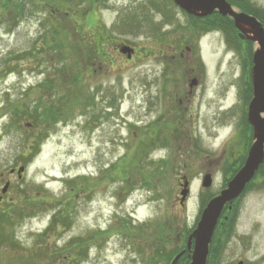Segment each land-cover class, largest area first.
I'll list each match as a JSON object with an SVG mask.
<instances>
[{
  "label": "rangeland",
  "instance_id": "obj_1",
  "mask_svg": "<svg viewBox=\"0 0 264 264\" xmlns=\"http://www.w3.org/2000/svg\"><path fill=\"white\" fill-rule=\"evenodd\" d=\"M22 2L17 19L0 2V264H169L252 143L256 44L221 17L189 35L193 22L168 0ZM236 3L264 23V0ZM92 27L104 55L79 36ZM195 62L202 80L190 86ZM34 108L37 124L22 115ZM262 174L223 210L233 226L217 229L212 264H264Z\"/></svg>",
  "mask_w": 264,
  "mask_h": 264
},
{
  "label": "water",
  "instance_id": "obj_2",
  "mask_svg": "<svg viewBox=\"0 0 264 264\" xmlns=\"http://www.w3.org/2000/svg\"><path fill=\"white\" fill-rule=\"evenodd\" d=\"M173 2L180 9L198 17L206 16L214 10L223 16L231 17L234 26L238 29V36L256 44L250 69L252 97L247 105V121L253 129V142L248 148L243 165L228 180L226 187L208 200L200 213L196 227L189 234L187 240V248L190 251L188 264H206L209 243L225 204L240 195L264 160V27L255 16L234 9L227 0H173ZM120 51L130 57L132 49L128 45H122ZM23 169V166L17 169L18 176ZM13 171L14 169L10 170V172ZM211 182V175L206 173L201 181L202 186L208 187ZM8 186L9 182L7 181L1 191L5 192ZM187 193L188 181L185 179L180 191V202H183ZM192 240L193 247L191 248ZM182 252L177 253L170 264H176ZM238 264H242V261H239Z\"/></svg>",
  "mask_w": 264,
  "mask_h": 264
},
{
  "label": "trees",
  "instance_id": "obj_3",
  "mask_svg": "<svg viewBox=\"0 0 264 264\" xmlns=\"http://www.w3.org/2000/svg\"><path fill=\"white\" fill-rule=\"evenodd\" d=\"M228 1H230V3H232L233 4V0H228ZM0 2H4L5 3V6H6V8L7 9H12V10H14L15 11V15L13 16V17H15L16 19L18 18V15H22V14H24V3L22 2V0H0ZM21 2H22V4H21ZM236 2V1H235ZM234 2V3H235ZM3 3V4H4ZM2 4V5H3ZM237 5H238V7L241 9V10H244V11H248V12H251L250 11V9H249V7L246 5V4H243V3H241V4H239V3H236ZM254 14V13H253ZM224 16H221V18H223ZM228 18V17H227ZM219 20V19H218ZM228 20L230 21V26H233L232 25V20L230 19V18H228ZM16 21H14L13 20V24L15 23ZM217 21L216 20H212V22L210 23L211 24V26L213 25V23H216ZM219 25L221 26V28L223 29V30H225L227 33L229 32V30H230V28H229V25H228V23L226 22V21H221L220 20V22H219ZM208 27V26H207ZM97 42H99V43H97ZM250 42V41H249ZM102 42L100 41V40H96L95 38L93 39V40H91V44L89 43V41L87 40L86 41V45L88 46V47H90V46H92L93 47V53H95L96 55H102L104 52V50H103V44H101ZM104 55V54H103ZM244 87H246V85L244 86ZM244 90H245V92H246V88H244ZM35 106V105H34ZM51 107H53V105H51V106H45V108L47 109V112L48 111H50V108ZM40 108V107H39ZM58 111V110H57ZM22 115H24V116H27L28 117V120L29 121H31L32 123H34V124H37V123H39V120L41 119V115L39 114V110H37V108H34V110L33 111H31L30 113H27V114H25V113H22ZM30 122V123H31ZM32 123H31V125H32ZM31 128H32V126H31ZM34 128V127H33ZM36 138V141H38V135L35 137ZM37 142H35V144H36ZM243 163V162H242ZM242 165V164H241ZM240 165V166H241ZM263 173L262 175H264V162L260 165V167H259V169L257 170V172H256V174H257V176L258 175H260V173ZM252 182H250V183H248L247 184V186H246V188L248 187V186H250V184H251ZM245 188V189H246ZM212 197V196H211ZM231 210V209H230ZM3 214H6V212H2ZM233 219L234 218H232V219H230V220H228L227 222H225L226 220H224V222H219V224L216 226V228H215V233H214V238H213V240L211 241V243H210V246H209V255H208V260H207V264L209 263H215L216 261H215V259L217 260V257H216V255H215V248H214V242H215V237H216V235H217V229L218 228H221V231H222V233L225 231V230H223L224 228L227 230V231H231V229H232V224H233ZM5 220V219H4ZM3 221V220H2ZM221 223V224H220ZM221 238V237H220ZM220 247H221V245H220ZM178 252V249L177 250H169L168 251V255H167V258L169 259L170 258V256L171 255H175L176 253ZM185 253V252H184ZM183 256V257H182ZM181 257V261L183 260V258L185 257V261L186 262H188L187 260H186V257H187V254L186 255H182ZM173 257V256H172ZM187 259H188V257H187ZM181 261H179L180 263H181Z\"/></svg>",
  "mask_w": 264,
  "mask_h": 264
},
{
  "label": "flooded vegetation",
  "instance_id": "obj_4",
  "mask_svg": "<svg viewBox=\"0 0 264 264\" xmlns=\"http://www.w3.org/2000/svg\"><path fill=\"white\" fill-rule=\"evenodd\" d=\"M170 3H172V4H174V6L176 7V9H178L180 12H181V14H183V16L185 17V18H188L187 19V22L188 23H190L191 21L193 22V25H192V23H191V25H190V30H189V35H193L194 33H195V31L194 30H198L200 27L202 28V31H204V30H206V32H204V34L205 35H208V34H210L209 33V31H210V28L209 27H207L206 26V21H208V20H210V19H212V18H214V17H217V18H219V17H221L222 15L217 11V10H214L211 14H209V15H207V16H202V17H198V16H194V15H191V14H188L186 11H184V10H182V9H180L177 5H175V3L173 2V0H168ZM230 2V1H229ZM234 7V6H233ZM235 8V7H234ZM236 10H240V9H236ZM249 13V12H248ZM230 18L231 20H232V18L231 17H229V16H224L223 18H224V20L228 23V25H229V28H230V30L232 31H236V33L238 34V30L236 29V27L234 26V24H233V26L231 27L230 26V23H229V20H228V18ZM186 22V21H185ZM232 23H233V20H232ZM264 24V23H263ZM173 25H172V30L171 31H173ZM91 30H88V31H86V32H81L80 33V37H82V38H90L89 39V43L91 44V40H93L96 36H99V35H101V32H100V30H98V29H95V30H93V27L92 28H90ZM161 32V31H160ZM78 34L79 33V31H76V30H73L72 31V34ZM86 33V34H85ZM83 34H85V35H83ZM205 35H198V36H201V37H203V36H205ZM84 36V37H83ZM199 39V38H198ZM199 41V40H198ZM97 43H99V42H97ZM101 44H103V42L101 43ZM122 45H128L131 49H132V51H131V54H130V57H127V54L125 53H123V52H121L120 51V47H122ZM115 49L118 51V53L119 54H121V55H124V56H126V58L127 59H131L132 57H133V55H134V53H135V49H134V47L131 45V44H128V43H126V42H119V43H117L116 45H115ZM172 49V48H171ZM192 47L191 46H187V47H185L182 51H180V57H182V58H184L185 60L186 59H188L189 57H190V59L192 58V55H193V53H192ZM90 51L93 53V47L92 46H90ZM194 66H192L191 67V69H192V71H195V72H193V74H195V76H193V78H191V80H190V82H189V85L190 86H195V85H200V82H201V73H200V71H201V69H203V63H201V64H199L198 62H195V64L194 63H192ZM167 69V68H166ZM165 73V72H164ZM160 86V88H159V91L160 92H162L163 93V90H162V88H164V87H166V84H165V82L164 81H162V83L159 85ZM155 120V119H154ZM156 122V121H155ZM155 122H153L152 124H154ZM226 216H224V218H225ZM220 221L222 222V220H221V217H220Z\"/></svg>",
  "mask_w": 264,
  "mask_h": 264
}]
</instances>
